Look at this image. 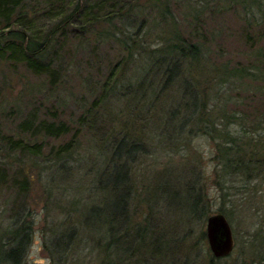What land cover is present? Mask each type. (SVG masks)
<instances>
[{
  "label": "trees",
  "instance_id": "obj_1",
  "mask_svg": "<svg viewBox=\"0 0 264 264\" xmlns=\"http://www.w3.org/2000/svg\"><path fill=\"white\" fill-rule=\"evenodd\" d=\"M146 1L151 2L0 0V61L9 65L21 64L34 74L48 75L53 82L57 74L53 55L73 32L88 37L103 34L122 53L106 74L102 84L106 89L94 100V119L99 124L94 129V174L86 201L76 209L79 226L50 227L52 262L61 263L78 230L86 226L94 230L96 264H128L133 255L135 260H144L142 253L157 251L159 236L154 235L150 212L143 215L140 211L136 220L129 205L140 193L139 199L151 204L160 192L165 203H171L164 204L167 208L192 220L204 217L210 185L233 209L239 206L242 210L247 204L261 220L256 230H264V3L247 1L246 6H255L247 12L261 28L253 41L247 39L251 34H245L249 42L237 57L230 58L212 53L186 31L169 12L167 0ZM187 9L198 17L202 7L189 3ZM216 57L220 59H211ZM113 96L123 100V105L100 119L97 109ZM19 129L50 137L70 130L62 119L31 116L20 122ZM77 135L74 128L65 141L50 146L43 155L41 142H27L0 129L6 151L27 152L35 167L40 161L46 163L40 171H44L43 190L48 195L56 193L60 183L75 186L83 179L79 167L85 161L81 165L79 157L77 166L70 161ZM196 139L207 143L210 165L206 171L205 154L198 147L202 141ZM159 157L164 158L163 166L148 176L155 167L149 168L147 160ZM5 164L10 162L0 163V184L10 168ZM17 170L21 174L13 173L9 183L22 195L37 176H43L35 172V177L23 167ZM137 175L147 181L152 178L154 189L142 179L138 189ZM235 183L242 188L241 202L231 201L239 198ZM249 188L254 195L249 196ZM26 204L22 199L0 219V264H28L25 255L33 238V219ZM227 209L220 205L217 210L225 215ZM66 214L71 217L69 211ZM224 256L212 255L206 264Z\"/></svg>",
  "mask_w": 264,
  "mask_h": 264
},
{
  "label": "rangeland",
  "instance_id": "obj_2",
  "mask_svg": "<svg viewBox=\"0 0 264 264\" xmlns=\"http://www.w3.org/2000/svg\"><path fill=\"white\" fill-rule=\"evenodd\" d=\"M145 1L143 0L142 4L148 5L151 2ZM247 1L251 2V0H167V7L179 24L205 43L212 53L228 54L230 58H235L246 46L245 42L253 41L261 28L257 21H252L250 13L247 12L248 9H255V6H246L249 4ZM260 1L264 3V0ZM189 3L202 7L203 11H200L198 17L192 16L193 10L191 13L188 12ZM248 33L251 34L247 38L249 41L244 39L245 34ZM66 38L64 45L56 49L57 53L53 55L57 69L53 82L49 80L48 75L34 74L21 64L12 66L0 61L1 131L13 137H20L27 142H41L44 155L50 146L65 141L69 133L76 128L77 142L71 153L74 161L73 159L70 161L76 166L78 161L82 162L81 165L85 161V164L79 167L80 173L83 174L80 184L75 186L69 184V186L60 183L57 192L48 195L43 190V186L46 185L44 171H40L46 163L40 161L35 167L36 165H32L34 159L27 152L19 149L6 151L4 143L0 141V163L10 162L3 165L6 167L10 165V168L7 170L4 182L0 184V219L2 222L9 213V209L25 199L26 208L30 212L29 217L33 219V238L25 255L28 264H96L97 262L94 230H88L87 226L78 230L68 254L62 258L61 263L52 262L49 235L51 226L55 228L66 224L74 228L79 226L80 217L76 215V209L79 204L82 205L86 201L85 196L92 183L91 176L94 174V129L99 125L98 119H94V107H96L94 100L106 89V86L102 87L106 74L111 64L122 53L118 45L103 34L88 37L79 32H73ZM261 43L264 45V38ZM211 59L218 61L220 58ZM135 62H138L137 58L133 60L130 71L135 68ZM120 105H123V100L113 96L107 99L106 104L99 108L100 110L97 109V116L104 119L109 113L117 112ZM27 116L34 119H62L67 122L70 130L68 134L60 137L44 136L41 133L31 135L19 129L20 122ZM197 141L202 140L196 139L195 142ZM198 147L203 149L205 154L202 163L205 164L203 167L206 171L210 165L206 159L207 143L202 141ZM79 157L81 159L77 160ZM86 158L88 161L85 160ZM163 162V157L162 159L159 157L157 161L147 160V163H151L148 165L149 168L155 167L148 176L162 167ZM18 167H23L27 173L35 177L37 175L35 172L40 173V176L43 175L42 178L37 176L25 195L20 194L9 183L13 173L21 174L17 170ZM141 179L140 175L134 179L138 189L142 184ZM142 180L150 189H154L152 178L149 181ZM235 185L234 191L240 199L234 197L236 200L231 199V201L241 202L242 188L238 186L239 183ZM250 189L252 188L247 190L249 196L254 195ZM208 190L210 198L206 202L204 217L200 216L192 220L184 219L183 214L177 210L173 211L172 207L167 208L166 205L171 203H165L163 194L160 192L157 193L156 198H152L154 203L151 204L139 199L142 193L133 197L129 205L132 210L134 209V219H140V211L143 215L150 212L148 219L152 224L155 237L158 234L159 241L157 251L153 248L150 254L142 253L146 257L144 260H135L133 255L128 264H138V262L140 264L146 262L149 264H206L212 254L204 235L205 217L217 212L220 205L226 209L228 207L229 213H225V217L231 227L233 247L226 256L216 258L214 264H264V230L260 232L256 230L260 227L261 220L253 214V209L246 207L247 204L242 210L239 206L233 209L229 201L223 202V199L219 198L218 191L214 187L209 185ZM78 199L80 201L77 202ZM67 211L71 215L70 218H66ZM200 231L203 232L202 236L199 235ZM44 240L45 243H43ZM54 259L57 260L56 255Z\"/></svg>",
  "mask_w": 264,
  "mask_h": 264
},
{
  "label": "water",
  "instance_id": "obj_3",
  "mask_svg": "<svg viewBox=\"0 0 264 264\" xmlns=\"http://www.w3.org/2000/svg\"><path fill=\"white\" fill-rule=\"evenodd\" d=\"M204 235L214 257L230 253L233 247V237L230 224L223 213L217 211L206 215Z\"/></svg>",
  "mask_w": 264,
  "mask_h": 264
}]
</instances>
